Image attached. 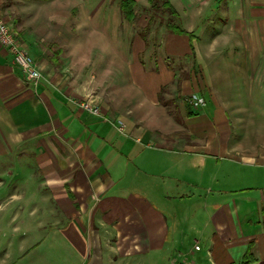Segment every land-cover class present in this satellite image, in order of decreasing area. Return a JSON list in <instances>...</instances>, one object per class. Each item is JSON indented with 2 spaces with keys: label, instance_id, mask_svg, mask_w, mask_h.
Returning a JSON list of instances; mask_svg holds the SVG:
<instances>
[{
  "label": "crops",
  "instance_id": "obj_1",
  "mask_svg": "<svg viewBox=\"0 0 264 264\" xmlns=\"http://www.w3.org/2000/svg\"><path fill=\"white\" fill-rule=\"evenodd\" d=\"M169 2L193 38L152 33L164 56H192L188 71L155 52L146 68L136 34L128 84L93 56L78 74L35 60L34 85L0 45V156L37 169L23 180L42 203L29 210L32 228L45 227L42 208L53 218L2 264H264V0ZM205 20L214 26L200 37ZM204 53L235 59L206 67ZM192 93L203 105L188 104ZM85 98L101 116L76 105Z\"/></svg>",
  "mask_w": 264,
  "mask_h": 264
},
{
  "label": "rangeland",
  "instance_id": "obj_2",
  "mask_svg": "<svg viewBox=\"0 0 264 264\" xmlns=\"http://www.w3.org/2000/svg\"><path fill=\"white\" fill-rule=\"evenodd\" d=\"M119 1L0 0V16H3V19L17 32L20 43L30 54L33 55L32 48L36 50L38 58L33 55L36 62L44 60L48 64L55 65L60 60L61 65L65 63L74 70L77 69L76 74L83 73V64H87L86 62L79 64L78 60L84 58V61H87L96 56L99 70L103 66L111 65L112 70L117 74V80L123 82V85L128 84L126 61L123 59L130 58L131 44L134 43L136 34L146 44L145 53L139 55L140 61L146 68L152 65L154 52L167 64L170 61L176 67L181 66V69L186 67L187 71L193 68L192 56L174 59L164 56L162 32L157 30L152 33L156 28L164 29L169 23L184 26L178 16L172 17L167 12H161L164 0H153L151 3L149 0H136V17L133 22L123 18ZM155 1L161 6L160 11H155L151 7ZM198 26L201 29L196 34L201 37L200 33L208 31V28L210 29L214 24L201 21L196 25ZM204 43L205 40H200L198 47ZM113 50L116 53L112 52ZM206 53L200 56L202 64L206 67L215 64L228 65L235 59V56ZM195 67L198 71L196 65ZM168 108L177 117H181V113L184 114L185 111L184 107L176 109L173 104ZM11 158L17 157L0 156V177L4 181L0 185V264L5 250H9L10 253L12 252L11 255L15 256L20 242L30 244L32 241H37L45 234L53 219L46 215L42 208L36 212L38 215L35 219L44 222L45 227L36 231L29 224L31 219L28 216L29 210L35 203L37 205L42 203L41 199L31 195V188L33 189L35 185L23 180L24 177L28 179L33 174L37 176V169L27 157L20 159L22 162L15 159V165ZM14 176H16L14 179L9 178ZM6 246H9V249H6Z\"/></svg>",
  "mask_w": 264,
  "mask_h": 264
},
{
  "label": "built area",
  "instance_id": "obj_3",
  "mask_svg": "<svg viewBox=\"0 0 264 264\" xmlns=\"http://www.w3.org/2000/svg\"><path fill=\"white\" fill-rule=\"evenodd\" d=\"M0 45L11 55L13 63L21 70L26 79L34 85L37 84L40 78H42L41 70L37 67L30 52H28L20 43L17 32L2 18V16H0ZM186 101L193 108H198L204 103L203 97L198 93L190 94ZM75 103L80 109L91 115H102L100 106L91 98H85L76 101ZM115 125L119 131H122V120L116 119Z\"/></svg>",
  "mask_w": 264,
  "mask_h": 264
},
{
  "label": "trees",
  "instance_id": "obj_4",
  "mask_svg": "<svg viewBox=\"0 0 264 264\" xmlns=\"http://www.w3.org/2000/svg\"><path fill=\"white\" fill-rule=\"evenodd\" d=\"M34 1L47 2V1H51V0H34ZM149 1H150V3L153 2V0H149ZM162 6L163 7H162V11L161 12H167L172 17H177L178 16L176 10L170 4L169 0H164L162 2ZM119 7L121 9L123 18L126 21L133 22L135 20V17H136L135 16L136 0H120L119 1ZM151 7L155 11H160L161 10V6H159L156 1H155L154 4H151ZM165 27H166V29L168 31H171V32H174V33H177V34H186V35L189 36L190 39L193 38V34L192 33L186 32L184 29L180 28V26H178L176 24L169 23ZM189 113L193 114L192 110ZM249 255L250 254H248V256ZM248 261L249 260H244V263H246Z\"/></svg>",
  "mask_w": 264,
  "mask_h": 264
}]
</instances>
